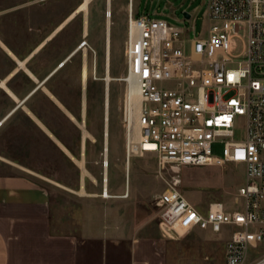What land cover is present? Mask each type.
<instances>
[{
  "label": "rangeland",
  "instance_id": "374dc122",
  "mask_svg": "<svg viewBox=\"0 0 264 264\" xmlns=\"http://www.w3.org/2000/svg\"><path fill=\"white\" fill-rule=\"evenodd\" d=\"M82 1L0 0V36L13 46L12 50L20 60H26L55 33ZM129 1L114 0L112 4L113 78L123 79L127 74V22L132 11L139 15L150 13L154 18H163L179 27L193 29L192 38L206 34L209 25L207 0H134L133 10L130 11ZM107 9V0H95L88 16L80 15L34 54L27 67L38 74V82L32 80L24 70L15 76L13 84L16 90L22 92L23 100L77 48L81 49L66 67L32 96L24 105L25 110H20L14 117L8 135L14 141H0V174H25L50 190L53 216L56 217L68 212L80 215L87 207L93 208V215L111 208L116 212L111 217L113 221L118 218L135 219L136 223L143 224L146 232L154 228L153 224H147L154 220L159 224L162 240L167 244L169 264H225L228 232L216 235L211 231L189 233L163 229L155 201L170 185H175L191 203L204 211L214 203H223L229 210H242L239 189L245 184V166L227 163L223 166L178 167L162 164L155 155L134 157L131 161L129 194L125 130L128 85L123 81L111 84L109 188L114 198H106V193H103ZM185 12L190 13L192 19L185 18ZM86 20L89 23L88 35H85ZM84 42H88V49L81 48ZM95 61L98 74L89 79L85 91L82 72L85 66L92 68ZM26 108L56 139L28 116ZM84 129L94 137V140H87L85 151ZM246 139L247 120L236 117L235 140ZM62 145L77 160L83 159L85 154L90 173L85 177L87 195L81 193L83 171L77 161L66 154ZM224 149L225 143L220 140L213 147V155L224 158ZM55 182L72 188L74 192L57 186Z\"/></svg>",
  "mask_w": 264,
  "mask_h": 264
},
{
  "label": "built area",
  "instance_id": "2783aa9c",
  "mask_svg": "<svg viewBox=\"0 0 264 264\" xmlns=\"http://www.w3.org/2000/svg\"><path fill=\"white\" fill-rule=\"evenodd\" d=\"M207 5L209 25L199 38L153 14L130 13L122 79L126 156L155 155L178 167L244 165L242 210L214 203L204 211L175 185L155 204L169 231L228 232L225 264H264V0ZM236 117L247 120L245 141L235 140ZM220 140L224 158L213 155Z\"/></svg>",
  "mask_w": 264,
  "mask_h": 264
},
{
  "label": "crops",
  "instance_id": "0c3cea01",
  "mask_svg": "<svg viewBox=\"0 0 264 264\" xmlns=\"http://www.w3.org/2000/svg\"><path fill=\"white\" fill-rule=\"evenodd\" d=\"M0 41V141H14L8 136L10 124L34 95L19 104L1 87L2 81H7L22 99V92L13 84L22 70L17 68L20 59L7 40L0 36ZM39 48L34 53L42 49ZM33 55L21 61L27 64ZM26 110L44 129L36 116ZM92 210L87 207L80 215L68 212L53 216L50 190L25 174H0V264H169L167 244L154 220L147 223L154 228L146 232L135 219L113 221L115 209L95 215Z\"/></svg>",
  "mask_w": 264,
  "mask_h": 264
},
{
  "label": "bare ground",
  "instance_id": "6f19581e",
  "mask_svg": "<svg viewBox=\"0 0 264 264\" xmlns=\"http://www.w3.org/2000/svg\"><path fill=\"white\" fill-rule=\"evenodd\" d=\"M95 0H83L80 5L72 12V14L63 22V24L56 30V32L48 38L47 41H50L54 38V36L56 34H59V32L63 31L66 27L70 26L80 15L85 14L86 16H88L91 13V4L94 2ZM114 0H107V11H106V19H107V27H106V76L104 78L105 81V160H106V164L103 166L105 173H104V191L103 193H106L105 197L106 198H114V196H112L110 194V188H109V182H110V158H109V154H110V123H111V84L115 81H122V79H116L113 78L112 76V72H111V68H112V31H113V4ZM134 7V0H130L129 1V11L133 10ZM88 31H89V23L86 20L85 21V35H88ZM46 41V42H47ZM1 42V41H0ZM46 42H44L41 46H39L41 49L42 47H44L46 45ZM5 46V45H4ZM88 49V48H87ZM87 49H85V52H87ZM37 50V49H36ZM80 48L76 49V51H74L68 59H66L65 61H63L62 65L54 70L45 80H47V82L56 74L58 73L61 69H63L64 67H66L68 65V63L75 57L78 55V53L80 52ZM94 50V49H93ZM96 53V52H94ZM35 54V53H34ZM14 55V54H13ZM15 56V55H14ZM97 56V55H96ZM27 60V59H26ZM19 61V67L18 69H22L24 70L28 76L33 79L34 81L38 82V77L27 67L26 62L27 61ZM96 62V61H95ZM18 69L16 71H18ZM15 71V72H16ZM98 74V67H97V62L95 64H93L92 68H88V66H85L84 71L82 72V83L84 86V90L87 89L88 87V82L89 79ZM42 83V82H41ZM40 83V84H41ZM118 83V82H117ZM39 84V85H40ZM38 85V86H39ZM38 86L32 91V93L26 97L24 100H20L19 97L8 87L7 85V81H2L1 83V87L4 88L14 99L15 101L19 102V104L24 103V101H28L32 95H34L35 93H37L39 91ZM45 87V86H44ZM87 91V90H85ZM132 96L133 99L136 101V103H140V95H139V91L137 88V84L135 82L132 83ZM51 97H53V95L51 94ZM56 99V98H55ZM86 103L87 100L86 98L84 99V106H85V110H84V117L86 115ZM72 116V115H71ZM73 119L74 116H72ZM35 119L44 127V129L48 132V134H50L51 136H53V134L40 122L39 119H37L35 117ZM3 123H1L2 125ZM0 125V126H1ZM82 127L84 128L85 125L84 123L82 124ZM54 137V136H53ZM55 138V137H54ZM88 139H92L94 140L93 135L88 131L84 129V134H83V149L85 151L86 148V143ZM63 147V150L66 152V154H68L70 157H72L73 159H75L80 167V169L83 171V175L81 178V193L84 195H87V192L85 190V183H86V176L90 175V173L87 170V166H86V160H85V154L83 153V159L81 160H77L74 155L70 152V150H68L66 147ZM132 158L128 161L127 159V163H126V172H127V176H128V181H129V189L128 192L130 194V185H131V169H132ZM92 179L94 181H96L95 177L92 176ZM57 184V186L64 188L70 192H74V190L70 187H66L64 185H62L61 183L55 182ZM106 191V192H105ZM128 194V197H129ZM127 198V197H126Z\"/></svg>",
  "mask_w": 264,
  "mask_h": 264
},
{
  "label": "water",
  "instance_id": "95a60500",
  "mask_svg": "<svg viewBox=\"0 0 264 264\" xmlns=\"http://www.w3.org/2000/svg\"><path fill=\"white\" fill-rule=\"evenodd\" d=\"M184 17L187 18V19H190L191 18V14L190 13H184ZM34 56V55H33ZM32 56V57H33ZM47 82V80H44L39 86L37 89L41 88L45 83Z\"/></svg>",
  "mask_w": 264,
  "mask_h": 264
},
{
  "label": "trees",
  "instance_id": "16d2710c",
  "mask_svg": "<svg viewBox=\"0 0 264 264\" xmlns=\"http://www.w3.org/2000/svg\"><path fill=\"white\" fill-rule=\"evenodd\" d=\"M34 74H35V73H34ZM35 75H36L37 77H39L38 74H35Z\"/></svg>",
  "mask_w": 264,
  "mask_h": 264
}]
</instances>
